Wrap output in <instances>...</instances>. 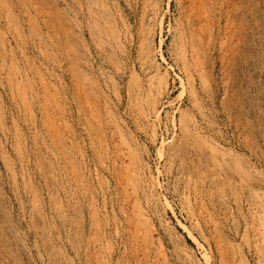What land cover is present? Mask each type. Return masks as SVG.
Returning a JSON list of instances; mask_svg holds the SVG:
<instances>
[{"label":"rangeland","instance_id":"1","mask_svg":"<svg viewBox=\"0 0 264 264\" xmlns=\"http://www.w3.org/2000/svg\"><path fill=\"white\" fill-rule=\"evenodd\" d=\"M0 264H264V0H0Z\"/></svg>","mask_w":264,"mask_h":264}]
</instances>
